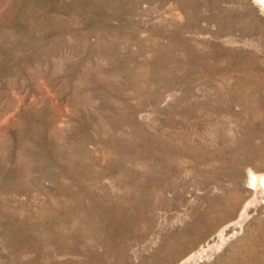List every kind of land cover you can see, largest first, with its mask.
I'll list each match as a JSON object with an SVG mask.
<instances>
[{
	"label": "rangeland",
	"instance_id": "rangeland-1",
	"mask_svg": "<svg viewBox=\"0 0 264 264\" xmlns=\"http://www.w3.org/2000/svg\"><path fill=\"white\" fill-rule=\"evenodd\" d=\"M0 264H264V0H0Z\"/></svg>",
	"mask_w": 264,
	"mask_h": 264
},
{
	"label": "bare ground",
	"instance_id": "bare-ground-1",
	"mask_svg": "<svg viewBox=\"0 0 264 264\" xmlns=\"http://www.w3.org/2000/svg\"><path fill=\"white\" fill-rule=\"evenodd\" d=\"M260 179V178H259ZM257 181V180H256ZM261 183V182H260ZM250 244H252V243H250ZM256 249V248H255ZM248 253V252H247ZM263 256V255H262Z\"/></svg>",
	"mask_w": 264,
	"mask_h": 264
}]
</instances>
